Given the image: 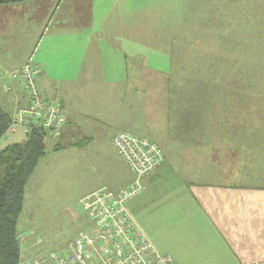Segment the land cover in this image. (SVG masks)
Segmentation results:
<instances>
[{
    "label": "crops",
    "instance_id": "obj_1",
    "mask_svg": "<svg viewBox=\"0 0 264 264\" xmlns=\"http://www.w3.org/2000/svg\"><path fill=\"white\" fill-rule=\"evenodd\" d=\"M145 1L147 0H28L0 5V13L4 16V20L0 16V38L3 36L4 39L8 34L6 30L19 24L18 21L5 18L6 12L12 14L17 9L16 6L25 12L34 13L33 23L38 25L32 36L28 35L25 41L19 40L17 45L14 42L7 41V45L0 42V107L12 118L18 108L24 106L22 86L13 74L30 58L37 69L36 86L41 96L47 99L59 98L67 118L58 133L48 132L47 138L53 141L48 152L56 155L68 151V157L74 158L72 161L75 163L80 162L86 167L92 161L101 166V163L104 165L111 162L109 158L112 154L106 148L117 153L111 137L118 131L127 129L120 125L121 115L132 112L125 99L139 102L140 96L149 95L150 92L146 91L149 86L162 83L160 80L166 78L164 84L167 87L162 90L158 88L161 95L152 100L154 107L169 106L172 114V119L166 120L160 126L162 128L157 130L163 137L160 141H155L161 147L165 160L142 178L143 189L133 197H136L133 203L127 202L130 215L142 228L151 246L159 253L172 256L177 264H264V155L257 157L254 170V176L257 175L259 182L263 183L255 186L243 183L232 188L229 185L234 182L200 184L192 179L176 180L170 177L178 172H202V154L207 156L226 152L221 144L216 146L210 142L206 145L207 139L203 137L208 131L209 122H213V114H192L197 109V100L202 102L208 99L204 94L211 89L210 83H203L202 88H196L193 81L188 79L186 68L178 67L177 58L180 61L181 56H184L183 59L187 58L186 53L192 51L190 45L203 44L205 40L197 33L201 27L197 20H192L194 25H191L189 14V20L186 19L189 4L191 12L195 8L196 13H203L207 17L208 25L215 27L217 17L232 18L231 0H181L183 4L179 14L173 13L169 6L162 12L166 16L165 21L155 24L146 22L145 13L148 12ZM192 17L196 18L195 15ZM193 26L197 28L195 34L199 39L190 38L189 28ZM179 29L185 30L175 35L174 30ZM161 30L167 31V48L161 56L158 51L153 62L158 63V58L165 56L178 68L170 69L169 72H173L170 75L154 72L147 77L143 70L147 73L145 65L150 63V59L145 57L141 48L142 33ZM200 31L205 33L203 29ZM151 41L158 43L156 39ZM195 53L201 59L200 53ZM122 69L125 75H122ZM200 91H204L202 98ZM125 104L126 108L123 109ZM223 116L222 114L221 119ZM200 123L206 124V128L201 127ZM215 134L217 133L211 135ZM170 135H174L179 141L184 139V146L187 148L177 150L175 155L176 147L171 145L173 139ZM26 136L27 131L22 124H10L0 139V149L13 143H21ZM202 138L204 142H200ZM262 143L260 148L264 150V142ZM169 158L180 159L170 162ZM249 160H244L243 163ZM124 163L130 171L126 172L124 178L121 172L115 170V166L111 172L102 168L99 178L101 181L91 185L82 194L88 196L102 187L112 191L128 187L132 183L133 172L125 161ZM145 192L148 193L137 199L138 195ZM155 192L157 195H154ZM160 193L163 194L161 201L166 205V214L162 215L166 217L161 216L158 221H166L169 226V249L163 244L159 245L142 224V220L151 216L154 211V196L159 197ZM76 210L88 216L80 202L76 204ZM90 225L91 219L87 229ZM32 234L30 232L29 236ZM22 237V255L27 259L38 250L43 241H26L27 238Z\"/></svg>",
    "mask_w": 264,
    "mask_h": 264
},
{
    "label": "rangeland",
    "instance_id": "obj_2",
    "mask_svg": "<svg viewBox=\"0 0 264 264\" xmlns=\"http://www.w3.org/2000/svg\"><path fill=\"white\" fill-rule=\"evenodd\" d=\"M107 1L109 2V0ZM180 1H145L146 12H148L145 13L147 15L146 22L148 24L163 23L166 17L162 13L163 9L167 10L169 6L173 13L179 14L183 4ZM16 8L12 14L9 15L6 12L5 15L6 19L18 21L19 24L6 30L8 34L4 39L1 36L0 42L4 45H7V41L14 42L16 45L19 40L25 41L27 36H32L38 27L33 23L34 13L25 12L17 6ZM194 9L191 12L189 4L186 19L189 20V14L191 20L189 24L194 25L192 20H197V23L204 28H198L197 32V28H194L196 26L190 27V38L192 40L199 39V35L205 40L202 42L203 44L190 45L192 51L189 50L186 53L187 58L185 59H183L184 56H181V61L178 57L177 65L179 68H186L188 79L193 81L196 88L199 86L202 88L203 83L205 85L210 83L211 89H208L205 94L204 91H200V96L204 94L208 99L202 102L197 100V109L194 110L196 113L193 111L192 114H197V116L213 114V122H209L208 131L203 137L207 139L206 145L210 142L216 146L221 144V148L226 152L207 156L202 154L201 162L204 163L202 172L171 173L170 177L176 180L192 179L200 184L215 181L230 184L232 182L249 183L254 186L262 184L263 182H259L258 176H254V170L257 166V157L264 155V150L260 148L264 142V0H231L230 14L232 18L217 17L215 27L208 25L207 17H204L203 13V15L196 13ZM193 15L196 18L193 19ZM0 16L3 19L4 16L1 13ZM197 17L199 18L197 19ZM205 20L207 21L205 22ZM204 22L205 25H203ZM202 29L205 30V33H201ZM183 30H174V33L178 35ZM166 32L161 30L154 33H142L141 48L145 57L150 59V63L145 65L147 73L143 70L147 77L152 76L154 72L170 75L173 73L169 72L170 69L178 68L165 56L158 58L157 61L160 60V62H153V59L158 56V51L161 56L163 50L165 51L167 48ZM196 32L198 35L195 34ZM155 39L158 41L157 44ZM151 40H154L155 43ZM206 42L207 46L205 47ZM154 44L156 45L154 46ZM195 51L200 53L201 59L196 57ZM125 74L123 71L122 75ZM165 79L160 80L162 83H154L149 86V89H146L150 92L149 95L140 96L139 102L136 100L131 103L130 99H125V103L128 104V108L132 112L121 115L120 125L127 128L128 133H133L138 137H148L151 142L160 141L163 137V134H159L157 130L162 128L160 126H163L162 124H165L166 120L172 119V114L169 111V106L154 107L152 100L153 98L158 99L161 95L159 94L160 89L167 87L164 84ZM158 88L160 89L158 90ZM207 93L210 95L209 97ZM129 103L132 104L131 107ZM122 108L125 109L126 104ZM222 114L224 120L221 119ZM199 125L206 128V124L200 123ZM210 132L217 134L211 135ZM165 133L167 132L165 131ZM170 138L173 139L170 142L171 145L176 147L175 155L178 153L177 150L187 148L184 146V139L179 141L174 135H170ZM46 141L45 158L39 162L40 164L25 185L24 211L19 218L18 230L25 236V239L27 238L26 241L42 240L39 249L60 251L75 234L86 230L90 224L89 217L84 212L76 210V204L85 196L82 193L87 192L91 185L101 181H99L100 170L103 168L104 171L111 172L110 170L115 166V170L121 172L122 178L125 177L126 172L130 173V171L119 155L116 152L112 153V149L109 147L106 148L112 154H110L111 162L109 164L101 163L100 166L89 161V165L85 167L80 162H73L74 158L68 157V151L59 152L56 155L54 152H48L53 141L50 138H47ZM201 141L205 140L202 138ZM214 150L217 151V149ZM178 159L180 158H169V161H178ZM244 160L249 161L244 164ZM207 164L211 166L208 167ZM218 174H220L219 177ZM94 178L95 180H93ZM179 182L181 181H175V183ZM160 192L162 193V191ZM146 193L148 192L138 195L137 199L145 196ZM161 193L159 197L154 196V211L151 216L148 215L142 220V224L145 225L147 233L153 239L155 238L159 245L163 244L162 246L169 249L171 241L170 235H168L170 233L169 226L166 221H158L159 217H166V215H162L166 214V205L161 201L163 198ZM154 195L157 193L155 192ZM132 199H129L131 201L129 204L133 203L136 197ZM30 232H33L34 235L29 236Z\"/></svg>",
    "mask_w": 264,
    "mask_h": 264
},
{
    "label": "built area",
    "instance_id": "obj_3",
    "mask_svg": "<svg viewBox=\"0 0 264 264\" xmlns=\"http://www.w3.org/2000/svg\"><path fill=\"white\" fill-rule=\"evenodd\" d=\"M13 76L22 86L25 103L11 118V124H22L27 133L32 126L58 133L67 120L65 112L59 98L41 96L36 86L37 69L31 59ZM111 138L118 155L133 172L132 183L119 191L98 188L80 199V206L90 216V228L71 238L60 251L38 248L26 259L20 248L19 264H177L172 256L151 246L127 208L129 199L143 189L145 174L163 162L160 147L148 137L127 131Z\"/></svg>",
    "mask_w": 264,
    "mask_h": 264
},
{
    "label": "trees",
    "instance_id": "obj_4",
    "mask_svg": "<svg viewBox=\"0 0 264 264\" xmlns=\"http://www.w3.org/2000/svg\"><path fill=\"white\" fill-rule=\"evenodd\" d=\"M27 1L0 0V5ZM11 121L8 113L0 107V139ZM30 130L21 143H13L0 149V264H19L23 237L19 236L22 234L18 230V223L24 211L25 185L47 153L48 132L37 126H32ZM56 146L54 150L57 149ZM242 184L234 183L229 187Z\"/></svg>",
    "mask_w": 264,
    "mask_h": 264
},
{
    "label": "bare ground",
    "instance_id": "obj_5",
    "mask_svg": "<svg viewBox=\"0 0 264 264\" xmlns=\"http://www.w3.org/2000/svg\"><path fill=\"white\" fill-rule=\"evenodd\" d=\"M194 164V163H193Z\"/></svg>",
    "mask_w": 264,
    "mask_h": 264
}]
</instances>
